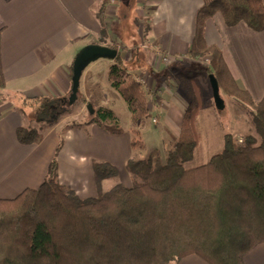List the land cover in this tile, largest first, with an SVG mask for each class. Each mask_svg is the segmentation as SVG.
Masks as SVG:
<instances>
[{
	"label": "trees",
	"instance_id": "1",
	"mask_svg": "<svg viewBox=\"0 0 264 264\" xmlns=\"http://www.w3.org/2000/svg\"><path fill=\"white\" fill-rule=\"evenodd\" d=\"M201 2L186 56L191 61L210 57L209 66L195 67L208 78L212 75L219 91L252 110L257 137L248 135L239 143L225 133L217 154L186 169L184 164L193 159L201 141L196 122L201 96L198 81L181 78L187 107L164 163L151 156L130 159L126 163L130 187L117 184L96 197L80 199L57 181V154L64 133L92 124L108 133H123L112 110L92 107L89 115L63 123L41 185L13 199H0V264H169L190 255L207 264H243L244 256L264 243V96L255 102L233 79L222 51L204 37L206 22L217 13L228 28L243 23L253 32L264 31V0ZM107 3L102 0L96 14L101 37L107 29ZM111 48L117 56L108 69V81L137 126L149 114L145 93L128 75L133 63L124 61L115 46ZM72 63L67 66L70 82ZM5 88L0 64V101L8 98ZM68 96L23 99L21 106L30 110L36 124L53 125L71 112ZM78 96L86 103L79 92ZM16 138L22 145H37L43 132L22 126L16 129ZM142 145L132 138V148ZM93 171L96 183L118 175L105 162H94Z\"/></svg>",
	"mask_w": 264,
	"mask_h": 264
},
{
	"label": "crops",
	"instance_id": "2",
	"mask_svg": "<svg viewBox=\"0 0 264 264\" xmlns=\"http://www.w3.org/2000/svg\"><path fill=\"white\" fill-rule=\"evenodd\" d=\"M115 2L108 0L104 12L107 29L101 37L96 14L102 0H0V64L5 92L18 100V103H12L8 98L0 101V199H13L23 190L36 189L43 182L64 122L32 124L36 129L43 127V140L37 145H22L17 141L16 129L30 125L27 117L30 110L23 108L21 103L23 99L65 96L71 86L67 66L85 46L105 45L112 41L120 48L117 50L122 59L133 63L129 75L144 82L141 86L149 114L134 126L130 113H126L125 123H122L107 103L109 100L102 99V95L97 98L93 107L107 104L116 114L123 133H108L96 124L66 131L57 154L59 184L69 187L80 199L106 192L102 188L110 179L96 183L94 162L111 164L118 176L124 173V182L128 184L126 163L135 153L131 147L133 130L143 133L150 119L155 125L161 122L158 128L161 138L169 132L178 135L186 107L178 80L190 62L186 53L194 34V17L202 2L128 0L141 19L135 29L125 23V13L122 7L115 8ZM117 16L124 20V25L111 33L108 26ZM260 33L264 31L253 32L243 23L228 28L218 13L206 22L204 32L206 42L222 51L233 79L256 102L264 96V53L256 46V35ZM160 54L170 56L173 63L169 66L161 64ZM112 64L111 59L99 58L90 62L81 74L79 93L85 98L83 106L90 113V103L95 99L92 92L98 94L99 79L104 83L108 80L107 73ZM199 79L206 93L209 81L202 76ZM117 102L121 101L118 99ZM238 107L246 109L244 105ZM169 264L207 263L190 255ZM243 264H264V243L246 254Z\"/></svg>",
	"mask_w": 264,
	"mask_h": 264
},
{
	"label": "rangeland",
	"instance_id": "3",
	"mask_svg": "<svg viewBox=\"0 0 264 264\" xmlns=\"http://www.w3.org/2000/svg\"><path fill=\"white\" fill-rule=\"evenodd\" d=\"M128 5H130V7ZM119 7H122L121 9L125 13L124 14V16H126L125 23L128 22L130 27L133 29L139 27L141 19H139V17L137 16L136 9L133 6V4H130L128 0H116L115 8H119ZM116 18L117 19L114 20V23L111 22L108 26V29L111 33H114L113 31L117 32V29H119L121 26L124 25V23H122V21L124 22V20H121L119 16H117ZM256 38H258V40H256L258 41V43L256 44L257 48L260 49L259 50L260 53H264V33H260L256 35ZM243 41L245 45H248L245 39H243ZM105 46L108 47L115 46L118 50H120V48H118L117 45L112 41L105 42ZM250 47L254 49L253 44H250ZM248 50L250 51L249 47ZM163 56L165 55L160 54L161 64L169 66L173 63V59L170 56H167L170 61L166 64L163 63L162 62ZM187 59L190 61L189 63H187L188 65V67L186 68L187 70H185L181 74L178 80L180 88L182 90L183 97L185 99L186 107H187V96L184 90V86L181 85L182 84L180 81L181 78L187 80L194 78L196 81H198V86L201 96V101H200L201 109L196 120L197 127L201 136V141L194 150L193 159L190 162L184 164V167L186 169H189L207 163L211 157L217 154L222 149L223 136L225 133L231 134L239 143L243 138H245L248 135H251L253 137H257V135L255 133L254 126L252 123V110L248 106L244 105L243 103H241L240 101H238L233 97L227 96L222 91H219L220 98L225 102V106H223L222 109H217L213 103L210 83H208L207 92L206 93L203 92L199 78H201L202 76L203 78H207L208 81L209 79L205 73L199 70L200 67L197 68L195 67V65L201 67L209 66L210 57L202 56L195 58L193 61H191L188 57ZM103 77L105 79L104 75ZM100 78H102V76H100ZM99 81H100L99 84L100 87L97 88V91L99 92L97 95L94 94V92H92V94L95 96V99L90 104H92L93 107L95 105L94 101L97 100V98L99 99V97L102 95L101 98L104 100H109L107 103H109L110 105L109 104L108 105L111 107V109L115 110L116 114L118 115L122 123H125L124 116L126 115V113L129 114L125 101L120 97L117 91L113 87H111V85H109L110 83L107 79H105V83L103 79L101 80L99 79ZM67 94L69 95V92ZM7 97L9 100H11L12 103H16V102L18 103V100L13 95L8 94ZM79 97L80 96L77 95V99L73 104L71 112L62 115L60 120L66 122L67 120L70 121L89 115L90 110L87 107L83 106L85 105V103L79 102ZM118 99L121 102H117ZM240 105L246 106V109L243 110L239 108L238 106ZM105 107L109 108L107 104L106 106H104V108ZM27 117L28 119H30L28 120V124H30L31 126L32 124H36L35 121L31 119V113H29ZM154 122L155 121L151 123L150 119H148L146 123V126H148V128L144 130L143 133L138 134L136 130H133L136 132V134L134 135L132 131V134L134 135L133 138L143 143L141 147L138 146L137 148H134L135 153L133 159H144L148 156H151L152 159L158 158L162 163H164L167 151L171 149L178 135L173 136L172 133L169 132V134H166L161 138L158 130L161 122L159 121L157 125H155ZM39 129L43 131V127H40ZM123 174L120 173L119 176L117 175L115 178L110 179L108 184L104 185L102 189L104 191H108L117 184H122L126 187L131 186L132 183L130 180L128 184L124 182L125 180L123 178L125 177ZM128 178L130 179V175H128Z\"/></svg>",
	"mask_w": 264,
	"mask_h": 264
},
{
	"label": "water",
	"instance_id": "4",
	"mask_svg": "<svg viewBox=\"0 0 264 264\" xmlns=\"http://www.w3.org/2000/svg\"><path fill=\"white\" fill-rule=\"evenodd\" d=\"M117 56V51L111 47L99 44H91L83 47L74 57L72 63V77H71V90L69 93V103L71 105L77 99L79 92V81L81 74L85 67L90 63L99 58H107L113 60ZM209 83L212 91L213 101L217 109L223 108L222 99L219 96V87L215 78L210 75ZM92 112V111H91Z\"/></svg>",
	"mask_w": 264,
	"mask_h": 264
},
{
	"label": "built area",
	"instance_id": "5",
	"mask_svg": "<svg viewBox=\"0 0 264 264\" xmlns=\"http://www.w3.org/2000/svg\"><path fill=\"white\" fill-rule=\"evenodd\" d=\"M169 61H170V60H169V58H168L167 56H163V57H162V62H163V63L166 64V63H168ZM135 81L138 82L140 85L144 83L143 80H142V79H139V78H137Z\"/></svg>",
	"mask_w": 264,
	"mask_h": 264
}]
</instances>
